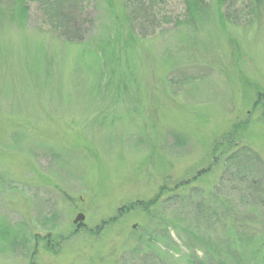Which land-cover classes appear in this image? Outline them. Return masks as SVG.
Returning a JSON list of instances; mask_svg holds the SVG:
<instances>
[{
	"label": "rangeland",
	"instance_id": "1",
	"mask_svg": "<svg viewBox=\"0 0 264 264\" xmlns=\"http://www.w3.org/2000/svg\"><path fill=\"white\" fill-rule=\"evenodd\" d=\"M202 1L0 0V264H264V0Z\"/></svg>",
	"mask_w": 264,
	"mask_h": 264
},
{
	"label": "trees",
	"instance_id": "2",
	"mask_svg": "<svg viewBox=\"0 0 264 264\" xmlns=\"http://www.w3.org/2000/svg\"><path fill=\"white\" fill-rule=\"evenodd\" d=\"M185 4H186V10L188 11V13L191 15V19L194 17V18H198V15H197V10L198 8H202L204 5H205V2L202 1V0H185ZM62 8V6H60ZM63 12L64 10L62 9L61 13L63 15ZM66 16H62V17H59V23L63 25V23H65L66 21ZM191 183H189L188 185H190ZM187 185V186H188Z\"/></svg>",
	"mask_w": 264,
	"mask_h": 264
},
{
	"label": "water",
	"instance_id": "3",
	"mask_svg": "<svg viewBox=\"0 0 264 264\" xmlns=\"http://www.w3.org/2000/svg\"><path fill=\"white\" fill-rule=\"evenodd\" d=\"M83 219H84V216H83V215H79V216L76 218V220L74 221V224H77L78 222L83 221Z\"/></svg>",
	"mask_w": 264,
	"mask_h": 264
}]
</instances>
